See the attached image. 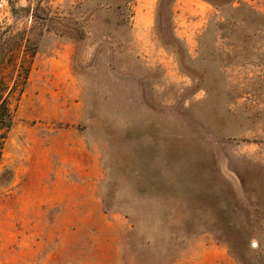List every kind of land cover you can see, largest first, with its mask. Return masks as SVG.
I'll list each match as a JSON object with an SVG mask.
<instances>
[{
  "label": "rangeland",
  "instance_id": "374dc122",
  "mask_svg": "<svg viewBox=\"0 0 264 264\" xmlns=\"http://www.w3.org/2000/svg\"><path fill=\"white\" fill-rule=\"evenodd\" d=\"M220 1L0 0V264H264V0Z\"/></svg>",
  "mask_w": 264,
  "mask_h": 264
},
{
  "label": "crops",
  "instance_id": "0c3cea01",
  "mask_svg": "<svg viewBox=\"0 0 264 264\" xmlns=\"http://www.w3.org/2000/svg\"><path fill=\"white\" fill-rule=\"evenodd\" d=\"M204 256V260L209 264H236L224 249L211 248L206 251Z\"/></svg>",
  "mask_w": 264,
  "mask_h": 264
},
{
  "label": "trees",
  "instance_id": "16d2710c",
  "mask_svg": "<svg viewBox=\"0 0 264 264\" xmlns=\"http://www.w3.org/2000/svg\"><path fill=\"white\" fill-rule=\"evenodd\" d=\"M219 2H221V1L220 0H210V3L212 5H214L216 8H218L220 6ZM164 7H165V5L163 4V0H160V2H159V8H158V14H159V12H161L164 9Z\"/></svg>",
  "mask_w": 264,
  "mask_h": 264
}]
</instances>
